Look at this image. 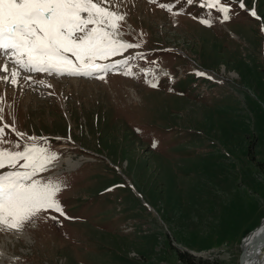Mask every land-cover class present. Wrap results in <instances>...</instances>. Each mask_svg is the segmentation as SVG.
Here are the masks:
<instances>
[{
  "label": "rangeland",
  "instance_id": "rangeland-1",
  "mask_svg": "<svg viewBox=\"0 0 264 264\" xmlns=\"http://www.w3.org/2000/svg\"><path fill=\"white\" fill-rule=\"evenodd\" d=\"M140 2L130 14L147 39L127 23L119 32L143 49L182 46L160 52L165 76L63 77L59 101L39 96L42 86L0 82L2 107L20 102L18 132L73 135L50 147L58 159L34 178L65 185L66 215L41 211L20 230L0 229V264H238L241 237L264 216V0H242L245 9L221 0L227 21L179 3L186 29Z\"/></svg>",
  "mask_w": 264,
  "mask_h": 264
},
{
  "label": "snow or ice",
  "instance_id": "snow-or-ice-1",
  "mask_svg": "<svg viewBox=\"0 0 264 264\" xmlns=\"http://www.w3.org/2000/svg\"><path fill=\"white\" fill-rule=\"evenodd\" d=\"M185 2L192 5L194 0ZM238 3L240 9H245L242 0ZM205 5L222 13L224 21L231 18L230 5L221 0H200V6ZM118 6L114 0H0V55L12 64L10 70L7 62L0 64V73H4L0 75V82L15 87L23 80L25 86L51 87L44 80H35L23 73L93 77L113 70L116 65L128 66L123 74L133 75L129 58L112 63L98 62L139 47L118 38L120 24L126 16L114 10ZM160 7L172 9L171 4ZM250 15L257 17V12L252 10ZM202 23L210 24V21L205 19ZM196 75L206 74L197 72ZM97 78L104 79V76ZM151 86L156 87V84ZM3 102L4 97L0 95V103ZM3 111L0 107V122L4 119ZM5 128H11L17 137L25 136L16 131L14 123L0 127V169L6 166L14 169L0 172V229L20 230L41 211L54 210L66 215L57 199V194L65 187L62 182L30 180L58 159L57 152L46 146V137H28L30 141L41 143L10 142L4 138Z\"/></svg>",
  "mask_w": 264,
  "mask_h": 264
},
{
  "label": "bare ground",
  "instance_id": "bare-ground-1",
  "mask_svg": "<svg viewBox=\"0 0 264 264\" xmlns=\"http://www.w3.org/2000/svg\"><path fill=\"white\" fill-rule=\"evenodd\" d=\"M73 167V166H71ZM73 169V168H71ZM258 233L251 239L247 240L248 246L245 251L247 253V259L250 261L247 264H261L264 256V223L258 228ZM262 255V256H261Z\"/></svg>",
  "mask_w": 264,
  "mask_h": 264
},
{
  "label": "trees",
  "instance_id": "trees-1",
  "mask_svg": "<svg viewBox=\"0 0 264 264\" xmlns=\"http://www.w3.org/2000/svg\"><path fill=\"white\" fill-rule=\"evenodd\" d=\"M185 254H187V253L179 252L178 253L179 259L182 260V258L184 257Z\"/></svg>",
  "mask_w": 264,
  "mask_h": 264
},
{
  "label": "crops",
  "instance_id": "crops-1",
  "mask_svg": "<svg viewBox=\"0 0 264 264\" xmlns=\"http://www.w3.org/2000/svg\"><path fill=\"white\" fill-rule=\"evenodd\" d=\"M262 217V216H261Z\"/></svg>",
  "mask_w": 264,
  "mask_h": 264
}]
</instances>
